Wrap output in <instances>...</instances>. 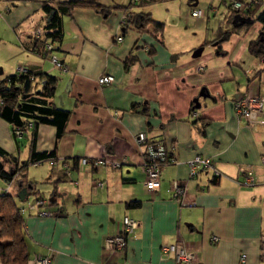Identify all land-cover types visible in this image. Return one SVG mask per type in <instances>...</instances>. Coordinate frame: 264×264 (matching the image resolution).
<instances>
[{
    "label": "crops",
    "instance_id": "crops-1",
    "mask_svg": "<svg viewBox=\"0 0 264 264\" xmlns=\"http://www.w3.org/2000/svg\"><path fill=\"white\" fill-rule=\"evenodd\" d=\"M66 1L0 0V15L17 36L19 59L9 69L17 63L54 75L56 94L48 101L70 110L61 137L55 126L39 124L34 134L28 129L16 139L12 125L0 117V147L19 164L30 159L32 147L35 152L54 151L58 159L55 165L48 160L29 164L22 172L23 181L32 182L29 171L40 167L45 183L53 184L48 196L32 184L26 200L31 194L55 200L51 215H23L28 260L39 253L49 255L52 264H177L161 247L181 241L195 251L197 264H264V124H248L234 107L247 91L264 97V61L248 51L261 23L251 17L253 26L233 23L235 34H243H236L232 47L226 43L233 33L219 42L223 0L208 3L222 11L218 17L214 8L189 0L190 11L204 8V16H192L203 20L196 22L199 33L179 28L160 34L150 23L121 28L128 0H85L94 5L75 6L62 16V39L55 43L66 67L62 71L37 51L32 32L45 26L44 3ZM145 7L130 10L151 14ZM152 18L166 29L167 19ZM2 42L6 44L0 38V46ZM5 63L0 62L1 78L15 72H6ZM104 74L114 81L99 84ZM201 91L206 95L200 96ZM139 132L149 141L175 146L176 163L163 166L157 190L143 183L141 148L135 142ZM197 154L212 159L220 172L217 179L211 171L189 177L187 161ZM81 156L121 164L79 168L74 159ZM63 160L72 168L70 174ZM242 169L254 172V185L238 184ZM175 180L186 185L179 198L171 196ZM97 181L104 184L93 190ZM13 191H19L17 185ZM131 201L139 204L127 206ZM124 216L136 219L138 227L122 250L109 253L104 241L122 231Z\"/></svg>",
    "mask_w": 264,
    "mask_h": 264
},
{
    "label": "trees",
    "instance_id": "trees-1",
    "mask_svg": "<svg viewBox=\"0 0 264 264\" xmlns=\"http://www.w3.org/2000/svg\"><path fill=\"white\" fill-rule=\"evenodd\" d=\"M155 0H139L133 2L129 0L125 7V12H128V19L122 29H127L130 26L137 28L144 27L147 24L153 26V31L160 34L164 30V23L152 18L150 13L137 12L134 13L130 9L137 6L151 4ZM257 3L249 11L234 13L231 10L224 11L223 26L219 28V42L227 39V37L235 32L238 27L233 25L235 16L251 17L254 21L261 23L259 34L256 39L252 40L248 45V51L255 58L264 60V10H261L262 1L256 0ZM223 8L225 2L223 0ZM79 5H94L92 2L85 0H70L58 3L51 6L47 3L43 4V9L46 13V23L44 29L48 32L46 38H51L52 42H60L62 39V16L67 14L73 7ZM212 5L208 4L207 8L212 9ZM214 13H217L215 7ZM230 24V28H228ZM244 24L242 26H247ZM36 39L35 48L42 53L44 47V39ZM58 79L48 73H35L28 68L22 73L17 71L13 74L0 77V117L12 125V134L17 139L14 130L19 128L26 132L28 129H33V134L39 124H50L56 127L57 137H61L64 133L66 123L70 116V110L50 103L48 99L56 94ZM31 122L32 126L27 127V123ZM56 158L54 151L35 152L32 147L30 159L19 164L17 159L10 153L0 147V179L10 181L16 175L17 184L20 182V187L31 185L32 182H24L22 172L29 164L50 160ZM78 158H75L77 162ZM214 179L219 177L213 175ZM17 193L0 192V264H27L28 252L25 238V219L22 213L19 212ZM55 200H51V204ZM138 201H131L127 206L138 205Z\"/></svg>",
    "mask_w": 264,
    "mask_h": 264
},
{
    "label": "built area",
    "instance_id": "built-area-1",
    "mask_svg": "<svg viewBox=\"0 0 264 264\" xmlns=\"http://www.w3.org/2000/svg\"><path fill=\"white\" fill-rule=\"evenodd\" d=\"M133 2L139 0H132ZM256 0H226L224 11L231 10L234 13H240L244 11H249L252 9ZM216 9L215 7H212ZM264 10V6L261 7ZM128 12H124L120 25H124L128 19ZM191 16L202 17L204 16V10L202 8L193 9L191 11ZM48 32L44 28H37L32 32V35L38 39H44V47L42 49V55L47 58L52 66L56 69L65 71L66 67L62 60L55 53V43L52 42L51 38H46ZM122 37L118 36L117 40H121ZM264 61V60H263ZM200 70L202 67L199 68ZM26 71V67L20 66L17 69L18 73ZM114 81L112 75L104 74L101 75L97 82L99 84H110ZM234 107L236 112L244 118L248 124H264V97L259 94L251 93L247 91L241 97H239L235 103ZM28 128L32 126L31 122L26 125ZM17 137L23 135V130L19 128L14 130ZM135 142L139 148H141L142 155V171L144 173V186L146 189L153 191L160 187L161 183V173L163 166L176 163V157L174 155L175 146L170 144H164L162 142L149 141V137L145 132H139L135 135ZM51 165H55L58 159L48 160ZM77 164L79 168L91 165L92 167H97L100 165H110L113 168L120 166L119 161H112L103 157L90 158L88 156H81L77 159ZM63 167L66 172L70 174L72 168L67 164L66 160L62 161ZM187 166L189 169V177L194 178L201 171H211L213 175H220V172L216 169L211 158L203 155H195L187 161ZM243 177L238 181L240 186H252L256 183L254 172L250 169H242ZM18 176L14 177L10 181H5V187L1 189L5 193H17L12 190V187L17 183ZM72 184H77V181L71 180ZM102 181H97L93 187L95 190L97 187L103 186ZM171 196L174 198H179L186 192V185L180 180H175L172 182L171 186ZM51 200L46 197L37 196L33 201L25 200L22 205H18L19 212L24 214H33L37 216L51 215L50 211ZM123 229L120 233L114 235H109L104 241L106 250L109 253H116L122 250L126 244V238L131 234L137 227L138 221L130 216H124L122 218ZM213 241H217L216 236L212 237ZM261 255H264V238L261 240ZM163 255H173L177 264H197L198 256L192 249L188 248L181 241H176L170 244H164L161 247ZM245 255H242V259ZM27 264H52L51 257L49 255L35 254L31 259L27 261Z\"/></svg>",
    "mask_w": 264,
    "mask_h": 264
},
{
    "label": "rangeland",
    "instance_id": "rangeland-1",
    "mask_svg": "<svg viewBox=\"0 0 264 264\" xmlns=\"http://www.w3.org/2000/svg\"><path fill=\"white\" fill-rule=\"evenodd\" d=\"M129 1V0H128ZM210 0H198V5L200 6H204V8H207V5L209 3ZM262 1V6H264V0ZM215 4L217 5V0H215ZM189 0H156L155 2L146 5L145 9L149 10L147 12H151L153 17L156 18H160L161 20H168L169 22H166V30L168 33H174L176 32L179 28L180 30H184L189 32H196L199 33V29H197L199 26H196V22L200 21V23L203 21L202 19H197V18H192L191 16V11H190V6H189ZM202 8V9H204ZM222 10L224 12V8L222 7ZM2 13V12H1ZM222 13V11H221ZM218 9H217V13L215 16H220L221 14ZM216 17V18H217ZM176 22V25H174L173 23ZM258 23V21H255V24ZM253 23V25H255ZM249 26H253L252 23L248 24ZM204 24H202L200 26V28L203 29ZM225 27V26H223ZM240 27V26H239ZM230 28V24L228 26L229 29ZM216 29V27H215ZM199 30V31H198ZM236 34H240V36L243 33H236ZM235 32H233V34L230 35L229 39L230 40L228 43H226L227 46H234V42H231V40H235V38L238 36L236 35ZM0 38L5 39L6 44H2L0 46V62L6 61L5 63V71L7 72L8 70H14L15 72L18 69L19 65H14L13 68L9 69L10 65H13V60H16L17 58L19 59V56H15L17 54V49L14 47L15 45H17V36L14 33L12 28H9L7 23H5V19L0 15ZM11 50V53L9 54L7 49ZM239 46L236 45V49H238ZM22 58V57H21ZM8 61V63H7ZM263 61V60H261ZM264 64V63H262ZM0 67H3V65H0ZM14 72V73H15ZM22 156V154H21ZM30 166V165H29ZM41 171L44 170L40 167L36 168V167H32L31 170L29 171V179L32 180V184L35 186V190L39 193H42L44 195H50V193H52L53 191V184L51 183H45V173L42 174ZM70 183V182H69ZM17 185V183L14 184V187ZM5 182L3 180L0 179V187H5ZM14 187L12 188V190L14 189ZM1 188V189H3ZM49 199V197H46ZM35 199V196L33 194L30 195V201H33ZM18 205H22L25 201H20L18 199V201L16 200Z\"/></svg>",
    "mask_w": 264,
    "mask_h": 264
},
{
    "label": "water",
    "instance_id": "water-1",
    "mask_svg": "<svg viewBox=\"0 0 264 264\" xmlns=\"http://www.w3.org/2000/svg\"><path fill=\"white\" fill-rule=\"evenodd\" d=\"M237 18H240V21L238 23H235ZM252 21L253 20L250 17L243 18V17L236 16L235 19L233 20V23L235 25H240V24H243V23H251ZM205 95L206 94H204L202 91L200 92V96H205ZM194 101L196 102L195 107H199L198 98H195ZM0 167H1V165H0ZM17 185L20 187L21 183L19 182ZM31 188H32L31 185H27V186L21 187L19 189V191L17 192V198L20 201H25L27 199V197L29 196V191L28 190L31 189Z\"/></svg>",
    "mask_w": 264,
    "mask_h": 264
}]
</instances>
